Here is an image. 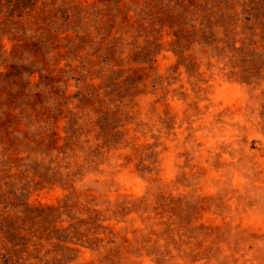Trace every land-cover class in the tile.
<instances>
[{"label": "rangeland", "instance_id": "374dc122", "mask_svg": "<svg viewBox=\"0 0 264 264\" xmlns=\"http://www.w3.org/2000/svg\"><path fill=\"white\" fill-rule=\"evenodd\" d=\"M22 1L0 226L53 210L0 264H264V0Z\"/></svg>", "mask_w": 264, "mask_h": 264}, {"label": "trees", "instance_id": "16d2710c", "mask_svg": "<svg viewBox=\"0 0 264 264\" xmlns=\"http://www.w3.org/2000/svg\"><path fill=\"white\" fill-rule=\"evenodd\" d=\"M7 2H14L13 4L16 5L17 8H22L25 6V4H23L22 0H6ZM32 3V0H29ZM0 3H1V0H0ZM52 207H38V208H33V207H27V209L25 210V220L23 221V228L20 227V226H17V221L18 219H14L13 220H9L8 218H5L4 219V224L2 226H0V229L3 231L5 237L12 243L13 247L19 245L20 243L17 242V239H23L25 240V242H22L23 246L25 248H27V245L26 242H27V239L25 236H21L20 235V231L23 230V229H26L24 228V226L27 224V223H30L31 221H34L35 219H39L40 221H45L47 218L46 216V213L47 211H52ZM6 230H5V229ZM28 229H31V228H28ZM30 232V231H29ZM31 233V232H30ZM66 250H72L71 248L69 247H66L65 248ZM5 263L6 264H13L11 261H9L7 258L5 259Z\"/></svg>", "mask_w": 264, "mask_h": 264}]
</instances>
